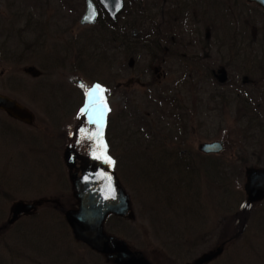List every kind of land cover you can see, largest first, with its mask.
Listing matches in <instances>:
<instances>
[{
  "label": "rangeland",
  "instance_id": "1",
  "mask_svg": "<svg viewBox=\"0 0 264 264\" xmlns=\"http://www.w3.org/2000/svg\"><path fill=\"white\" fill-rule=\"evenodd\" d=\"M69 2L70 9L67 10L65 7ZM125 2L124 12L118 17L116 27H111L118 29L117 32L121 35L126 29H131L129 36L123 35L126 49L120 48L114 52V48L111 51L101 46L103 49L100 57H96L93 48L98 42L93 40L88 45L81 40L73 49V57L80 62L71 66H76L83 78L79 73L71 75L73 73L49 69L46 64L48 57L62 60L66 59V55H48L50 51L44 49L38 50L34 56V49L31 47L34 29H63L66 26L68 29H85L89 39L98 29H108L109 25L103 26L97 21L92 27L81 28L78 25L84 10V0H66V4H62L60 0H51V8L47 3H37L38 9L34 8L32 0H0V47L14 51L11 57L33 59L31 63L36 64L34 67L45 72V76L34 80V92L23 94L29 96L23 102L34 108L36 143L34 140V147L21 145L18 151H10L0 139V184L5 182L2 177L8 174L9 181L14 180L11 183L13 186L27 192L34 191V200L27 199L28 201H57L67 209L75 207L63 154L68 146L82 160L103 161L93 158L96 141L87 137L97 131L101 137L105 122L103 125L95 123L90 128L89 115L92 119L94 115L91 110L88 114H80V103L85 97V90L93 86L92 79L104 78V96L110 109L106 115L111 121L107 133L114 149L113 157L108 155L114 163L107 164L119 174L121 184L128 190L132 213L130 218L123 220V224L111 225V232L122 238L132 250L142 253L151 264H191L204 253L218 248L221 242L224 244L223 252L210 264H264V210L256 205L248 208L251 213L249 220L243 234L237 239L228 242V233L222 231V225L233 217L238 221L237 228L241 227L248 214H244V170L248 167L256 168L258 162L264 167V131L258 125L259 121L264 120L258 116L264 113V12L249 6L245 13L239 15L243 0H199V5L203 4L209 15L205 18L198 17L199 20L190 25L199 26L202 32L199 38L204 44L196 49L188 44L190 41H181L183 46L190 47L180 48L188 56H191L193 50L197 51V69L182 63L187 73L191 71L199 78H185L183 81V76H180L185 73L183 67L171 59L178 46L174 45V41L163 42L161 45L160 38H164L162 34L154 39L147 34V31H154L152 29L164 28L161 25L163 4L160 3L159 6V1L153 0ZM134 2L136 8L147 9L148 15L152 17L144 19L141 13L138 15L139 12L133 9ZM224 3L228 4L226 14L230 15L229 20L221 18ZM34 11L37 12L35 15ZM230 23L235 26L230 27ZM155 24L156 28L152 27ZM23 26L31 30L21 33ZM207 26L214 32L216 42L205 39L204 31ZM110 29L103 34V38H109ZM134 29L138 31L135 33ZM190 31L196 33L193 29ZM112 43L115 44L113 47L123 44L122 40ZM145 45L147 50L150 47L160 55L161 58L156 60L161 61L166 57L165 63L159 64L160 71L158 65H149L150 55L142 49ZM160 46H171L172 49L166 47L171 54L165 55ZM19 47L22 50L18 52ZM180 57L183 55L177 54V58ZM110 63L113 67L115 65L118 75L117 72L111 74ZM31 66L33 65H23L21 73H24L23 68ZM50 66L53 69L56 67L55 64ZM218 68L224 77L227 72L228 82L224 85H219L212 79L211 72H217ZM8 69L6 67V76L10 77L12 71ZM154 70L158 72L151 75ZM3 71L4 66L0 67V72ZM23 73H17V76L25 80L24 86L32 83V79ZM5 77L0 78V87ZM52 81L70 89L71 96L67 95L69 105L64 95L67 89H51ZM75 83H84V89L77 88ZM14 84L18 85L16 82ZM60 91L64 94L59 93ZM0 94L4 95L1 89ZM63 103L70 107L67 115H64L65 109L60 107ZM52 108L56 114L50 112ZM56 116L57 119L54 120ZM148 125L152 126L150 137L144 129ZM81 129L85 131L82 132ZM135 133L145 136H135ZM216 141L222 142L224 150L220 155L209 159H216L222 167H229V179L225 175L220 178L213 174L218 181L213 180L212 185L207 181L206 185L200 186L198 205L196 208L192 205L198 215L189 233H180V225L184 221L179 220L176 221L179 228L167 229L168 219L175 212L160 215V209L154 204V194L146 184L140 183L154 186L157 196L159 193L162 198L169 199L167 206L173 205L181 197L180 180L184 175H187L188 181L195 183L205 166L198 162L195 165L191 163L200 157L199 145ZM16 155H24L25 159ZM184 162L191 163L192 172L184 171ZM145 164L152 173L148 180ZM122 176L127 181H123ZM17 178L24 179L25 182L22 183ZM136 179L140 182L137 183ZM11 191L18 192L15 189ZM6 201L7 199H0V202ZM10 208L11 205H6L0 211L2 221H7ZM54 208L51 204L41 205L30 219L20 224L22 227L18 233L28 238L34 234V245L40 244L34 248V264H108L100 256L90 253L84 246L73 241L68 229L63 228L61 215ZM185 209L192 211L190 206ZM56 225L61 230H57ZM160 227L164 230L160 231ZM38 228H41L42 234L37 233L40 231ZM51 228L52 232L47 236ZM164 231L174 234L165 236ZM172 237L174 238L169 239ZM3 242L10 248L16 245V239L11 235H6ZM2 250L0 244V254H3ZM27 256L28 253L22 255V259ZM22 262L30 264L24 260Z\"/></svg>",
  "mask_w": 264,
  "mask_h": 264
},
{
  "label": "water",
  "instance_id": "2",
  "mask_svg": "<svg viewBox=\"0 0 264 264\" xmlns=\"http://www.w3.org/2000/svg\"><path fill=\"white\" fill-rule=\"evenodd\" d=\"M264 8V0H249ZM107 14L115 19L122 10V0H98ZM96 11L92 3L86 2V12L81 24H93ZM0 109L19 120L29 122L27 112L7 99L0 97ZM222 150L219 143L202 145L200 151L206 154L218 153ZM69 168L73 165V158L65 154ZM73 195L78 201V209L65 214L66 221L72 230L74 238L86 244L90 249L113 259L114 264H147L139 254L129 251L126 245L114 238L107 237L103 232V224L109 215L126 217L129 213L128 197L117 180L102 165L87 164L83 168L81 179H72ZM246 193L249 201H259L264 198V171L248 170ZM30 209L17 204L13 208L12 218L15 219ZM206 255L194 264H203L210 261L217 254Z\"/></svg>",
  "mask_w": 264,
  "mask_h": 264
},
{
  "label": "flooded vegetation",
  "instance_id": "3",
  "mask_svg": "<svg viewBox=\"0 0 264 264\" xmlns=\"http://www.w3.org/2000/svg\"><path fill=\"white\" fill-rule=\"evenodd\" d=\"M63 3L66 4V0H63ZM69 6H70V2L66 5V9L69 10ZM188 20H186L187 22ZM191 24V22H190ZM186 29H184V31L181 32V34H183L184 37H190V42H188V44H190V46H195L197 49L198 44L196 43H191L193 40H195L197 38V34H198V26H185ZM63 29H65L64 31L67 32L68 30V26L64 27ZM181 29V27L179 28ZM195 30L196 33L194 32H189V30ZM34 40L36 43H39L38 41H42V48L41 50H44L47 47L50 46V44L54 45V37L53 35H45L44 37H39V35L37 34L36 36H34ZM185 44L184 45H188ZM179 45H182V43H179ZM188 46V47H190ZM38 46L36 45V50L38 51ZM36 51V52H37ZM38 58V57H37ZM191 58H196V60L198 61V56H197V51L193 50L192 52V57ZM1 64L3 65H11V66H15V67H9V71H12V76L8 77L6 76V70L3 71L0 75V78H4L5 79L2 81L3 83V93L5 96H7L8 98H10L11 100H17V99H21L22 100H27L29 98V96L27 97L26 95H23L24 93H33L34 92V83H32L31 85V90L30 91H25L24 90V86H22V83H18V85L16 84H11V79H15L17 80L19 77L17 76V69L19 67V63L16 60V58H4L0 60ZM213 73V71H212ZM34 80V79H33ZM18 82V81H17ZM28 87V86H26ZM32 110H34L33 107H30ZM2 115V120L0 121V139L2 141H4L6 149H9L10 151L15 149L16 151H18L19 147L21 145H27L28 147H34V122L30 125V126H26L21 122H18L16 120L11 119L10 117H8L4 112H1ZM30 140V141H28ZM32 150V149H31ZM7 157V155H6ZM16 157V156H15ZM2 178L5 179V181H8L9 184H11L13 181H9L8 177L6 175H4ZM17 180H20L22 183L25 182L24 179L21 178H17ZM7 184V182H3L2 185H0V188H3L7 191L10 192L9 189H15L18 192H21L22 190L17 188L16 186H12L10 187V185ZM14 192H12L13 194ZM15 195H18L19 193H14ZM23 194H27L29 196H32L34 194V192H25ZM0 195H2V192L0 191Z\"/></svg>",
  "mask_w": 264,
  "mask_h": 264
},
{
  "label": "snow or ice",
  "instance_id": "4",
  "mask_svg": "<svg viewBox=\"0 0 264 264\" xmlns=\"http://www.w3.org/2000/svg\"><path fill=\"white\" fill-rule=\"evenodd\" d=\"M104 92L105 89L100 84H95L90 89L85 90V106L80 109V114H88L90 110L92 113L98 114V119L95 120H93L92 116L89 115V122L103 125L104 117L106 116L107 112L110 111L104 96ZM81 131L84 132L85 130L81 129ZM100 135V132L97 131L96 133H93L87 137V139L96 141V146L92 152L93 158L97 160L102 159L105 163L111 165L114 163V161L107 155V146L100 139Z\"/></svg>",
  "mask_w": 264,
  "mask_h": 264
},
{
  "label": "trees",
  "instance_id": "5",
  "mask_svg": "<svg viewBox=\"0 0 264 264\" xmlns=\"http://www.w3.org/2000/svg\"><path fill=\"white\" fill-rule=\"evenodd\" d=\"M258 114V113H257ZM258 116L259 117H261L262 118V120H263V118H264V114L261 116L260 114H258ZM259 127L262 129V131H264V120L263 121H259ZM147 177H148V179H149V176H148V174H147ZM119 223H122L121 221H119Z\"/></svg>",
  "mask_w": 264,
  "mask_h": 264
}]
</instances>
